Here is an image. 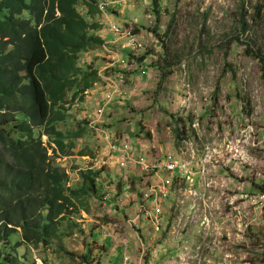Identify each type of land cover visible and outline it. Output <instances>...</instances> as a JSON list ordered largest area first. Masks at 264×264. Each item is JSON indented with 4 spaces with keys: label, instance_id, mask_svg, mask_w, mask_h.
Wrapping results in <instances>:
<instances>
[{
    "label": "rangeland",
    "instance_id": "rangeland-1",
    "mask_svg": "<svg viewBox=\"0 0 264 264\" xmlns=\"http://www.w3.org/2000/svg\"><path fill=\"white\" fill-rule=\"evenodd\" d=\"M119 1L122 2V11L118 14L113 12V9L119 6L118 4L110 7L105 19V25H107L99 33L101 36L103 34L107 40H114L116 37L119 40L115 44L110 43L113 47L109 48V52L102 49L95 55L87 54L82 58L81 63L84 65L92 62L96 68H105L110 63L118 62L120 59L118 57L121 56H115L124 52V59L129 63L128 67L133 66V73H136L135 70L139 68L138 75L144 81L149 79L142 77V64L137 59L130 60L131 52L135 53L137 58L155 57V66H167V58L180 60L181 63L175 65L174 73L167 77H163L160 68H150L155 72L153 89L137 94L134 89L138 82L131 81V77L125 74L126 71L123 72L125 82L119 87L123 94L117 95L115 100L107 104L104 113H100L99 108L106 104L104 98L109 91L106 86H96L97 91L88 92L85 102L74 104L71 113L76 120H70L73 127H77V119H87L89 123L93 120L106 127L104 123H109V116L112 114L116 116L115 124L109 125L108 128H115L114 132L117 134L119 132L124 133L125 136L128 134L130 150L134 152L133 143L137 135L142 132L141 120L145 118L144 113L138 111L149 110L151 116L146 121V125L156 124V128H160L161 123L157 117L168 116L167 119L173 128L174 117H178L181 114L180 111H183L179 109L181 107L185 108L181 115L186 113L193 119L198 118L197 115L205 116L204 112L209 108L206 100L208 97L212 106L215 105V109L216 105L219 111L223 107V118L228 121L226 129L230 125L232 130L234 118L237 116L241 117L244 123L248 122V118L240 111V105H243L247 115H252L250 121L255 127L264 129V72L262 63L251 57L247 49L252 47L256 51L262 49L264 52V19L257 18L256 12V7L264 0H159L162 9L160 23L155 13L157 8L154 6V0ZM243 13L247 14L250 26L246 32L242 25ZM110 21L129 30L137 27L143 30L139 35H135L136 49L128 47L130 38L104 32L109 30L107 26ZM157 27H159V35L154 32ZM123 41L127 44H123ZM108 70L110 69H103L106 74ZM93 91L95 92L92 93ZM129 94H131L130 97ZM181 95L183 98L180 97ZM182 101L186 102L185 106L180 105ZM226 104H229V112L225 110ZM113 107H116L117 111H108ZM161 111L167 113V116ZM159 112L161 116L157 115ZM204 116L201 119H204ZM142 124L145 126L144 123ZM200 125L202 126V123ZM203 125L207 130L209 129L208 123L203 122ZM192 127L191 125L187 129V139L195 138V132L190 131ZM88 130L85 137L79 139L73 155L57 157L55 162L69 174V184L72 185L80 181V169L89 167L102 169L99 184L100 194L104 198L101 201H92L88 212L81 211L74 216L79 224L73 229V234L62 237V240H55L50 247L39 246L36 250L32 246H22L19 251L26 254L28 264H88L81 259L84 253H90L91 264L106 263V260H111L112 263L115 259L105 255L107 249H104L103 245L110 248L114 242L118 247L120 245L118 231L124 234L131 230L127 229L122 221L126 213L119 214V211L113 212L112 208L104 206L105 195L111 188L114 187L111 189L113 191L121 190L123 175L119 173L121 170L117 164L119 159L112 157L115 153L111 148H107L108 142L100 136L97 129L89 124ZM261 133L264 134V130ZM225 135L226 140L228 134ZM196 136L199 139V134ZM114 139L117 143L119 142L116 134ZM45 140H48L47 136ZM199 142L202 145L203 140L199 139ZM255 149L252 155L264 159V151L257 147ZM81 151L89 154L81 155ZM118 153L114 157H119ZM245 169L247 175L250 176L251 173V180L254 181L255 168ZM213 173L233 175L224 166L217 167ZM182 204L183 202H180L181 206ZM192 220L195 222L194 225L187 224L183 228H178L180 238L183 232L186 240L191 237V243L194 245V247L190 246L192 255L201 256L194 262L191 259L190 264H197L199 261L201 264L215 262L219 256H222L219 250L232 254L233 262L246 253V264H263L264 211L262 227L258 230L252 227L243 231L234 229L229 241L218 243L216 250L213 249L212 242L215 237H218L220 241L221 235L214 232L211 234L209 228H204L200 222L197 223L194 217ZM174 226L175 218L170 217L169 225L163 228L162 235L155 239L150 249L159 248V239L168 237ZM70 231L72 230L68 228L67 233ZM140 234L144 239L142 230ZM112 237L115 238L112 239Z\"/></svg>",
    "mask_w": 264,
    "mask_h": 264
},
{
    "label": "trees",
    "instance_id": "trees-1",
    "mask_svg": "<svg viewBox=\"0 0 264 264\" xmlns=\"http://www.w3.org/2000/svg\"><path fill=\"white\" fill-rule=\"evenodd\" d=\"M153 3L160 23L159 0ZM256 12L264 19V2ZM106 16L99 0H0V264H28L19 251L22 246L50 247L73 234L79 224L74 216L104 198L102 169H80V181L72 185L55 159L73 155L79 139L89 132L87 119H77V127L72 126L74 104L85 102L96 86L107 85L92 62L81 63L86 54L105 48L99 33ZM242 25L245 32L250 27L246 13ZM130 29L132 35L143 31ZM247 49L264 72L263 50ZM129 58L142 64L141 74L160 68L163 77L181 63L167 58V66H155L156 59L137 58L133 52ZM174 119L172 132L181 140L195 118L180 114ZM89 255H81L84 263L91 264ZM262 257L263 263L264 253Z\"/></svg>",
    "mask_w": 264,
    "mask_h": 264
},
{
    "label": "built area",
    "instance_id": "built-area-1",
    "mask_svg": "<svg viewBox=\"0 0 264 264\" xmlns=\"http://www.w3.org/2000/svg\"><path fill=\"white\" fill-rule=\"evenodd\" d=\"M121 3L122 2L119 0H99V7H101L107 15L110 7L114 4L121 5ZM109 28L116 36L130 38V47H132V49L137 48L135 35H132L129 29L123 28L113 21H110ZM125 34L126 36H124ZM154 58L155 57H151V60ZM151 60H149V62H151ZM119 65L127 68L129 63L126 60L118 59V62H114V65L109 68ZM104 78L105 81H107L106 77ZM124 80V75H121L119 83L114 82L115 80L108 81L106 87L109 92L104 98L106 104H103L104 106L99 108L100 113H104L107 104L115 100L117 95L123 94L119 87ZM240 111L248 118V122L244 123V120L237 116V118H234L232 130L230 125H228V129L224 132H222L219 127H216L208 133L206 127H204L203 124L202 126L200 125V120L195 119L192 123V130L195 132V138L196 134H199L200 138H198L203 140L202 145L199 144L197 150L193 151L192 155H187L189 156L187 158H176L171 154L169 155V159L157 161H150L144 155L136 156L134 152L130 150V140L126 136L121 135L120 145L116 146L112 138L115 134H119L110 131V129L98 127V123L91 120V125L97 127L98 131L102 133L101 135L109 142L111 149L120 153V158L117 162L120 169H126L129 165H138L140 167V176L143 181L142 196L145 199L151 200L152 205V207L149 208L142 203L135 213L126 215L122 218L124 226L136 232L140 244V254L136 257L131 255L129 241L123 238V234L119 233L117 230L120 241L118 247L122 248L121 258L118 264H152L151 262L157 260L153 258V255L155 257V253L160 252L159 248L150 249V247L155 241L158 232L166 225L164 223L163 213L160 212V207L162 201L169 199L171 196L172 188L175 183L173 178L175 172L179 173L182 179L186 177L189 181L194 174L198 173L202 181L205 179L207 189L212 188L213 185L220 186L218 190V206L213 204V197L210 195L207 196V192L204 193L206 201L200 202L198 198L201 197V195L196 193L194 191L195 189L191 191V197H193L191 209L195 221L197 223L200 222L204 228L207 227L209 230H214L215 234L221 235L220 241L218 237H215L214 243L212 242L215 244H212L213 249L216 250V245L218 243L229 241L234 229L243 231L244 229L252 227L258 230L262 227L264 211V187L262 188L264 185V183H262L264 180V159L262 157L253 156L252 152L256 150L255 147L264 151V134L261 133L264 129L255 127L254 123L250 121V116L252 115H247L246 112H244L243 105H240ZM225 134H228L226 140ZM199 139L197 141L198 143H200ZM179 143L191 145L192 140L187 139L186 136L179 140ZM220 166H224L232 172L233 175H231V177L235 180L233 186L227 181L218 182L214 180L216 174L213 172ZM247 167L250 169H252V167L255 168L254 181L251 180V173L249 176L245 172V168ZM152 171L155 173L158 171H167L169 175L156 181L160 177H152ZM177 181L181 182L180 179H177ZM129 196L130 193L128 192H122L121 194L115 190L114 193L108 192L105 195V199L108 201L119 198L118 201L123 202V197ZM204 208H206L205 213ZM201 210L202 213L199 214ZM175 221L176 224L172 231V235L174 239L178 240L180 239L178 228L181 226V218L177 217ZM215 223H218V227ZM223 225H228L230 228L222 231L221 227ZM115 226L118 227L116 224ZM144 227H151L153 231L152 234L148 236L147 241L144 240L140 234L141 228ZM219 253H221L222 256H220L217 261L209 264H246V253L237 258L236 262H233L232 254L220 250ZM176 256L180 259V263L176 264H190L191 259L197 260V258H201V256L192 255V250L187 243H183L181 251H179ZM197 264H201V261Z\"/></svg>",
    "mask_w": 264,
    "mask_h": 264
},
{
    "label": "crops",
    "instance_id": "crops-1",
    "mask_svg": "<svg viewBox=\"0 0 264 264\" xmlns=\"http://www.w3.org/2000/svg\"><path fill=\"white\" fill-rule=\"evenodd\" d=\"M120 11H122L121 5L117 6L115 9H113V12L115 14L120 13ZM107 27L109 28V24ZM104 32L112 33L110 28L108 31H104ZM104 32H102V33H104ZM102 37L106 40V46L104 49H106V51H108V52L110 51L109 48L113 47V46H111L110 43L115 44L119 40V39L118 40L116 39L117 37L114 40H107L103 36V34H102ZM122 43L125 45L127 44L126 41H123ZM128 47H130V45ZM99 51H101V50H99ZM127 51H129V50H127ZM97 53H98V51H97ZM88 54H94L95 55L96 52L88 53ZM119 55L121 57H118V58L126 60V59H124V52L118 53L115 57H117ZM110 57H109V59H110ZM112 65H114V63L108 64L105 68H101L100 71H103V69H108ZM109 69H110V71L107 74L104 73V71L102 73L103 76L106 77L107 83L109 80H115L114 82L119 83L121 80V75H124L123 72L126 71L128 73L125 72V74L127 75V77H131V81L134 82V80H136L138 82V85H136V87L134 89L136 91V94L143 92V91H148V90L153 89V85L155 83V72H153L152 70H149L146 75L142 74V77H144V78L148 77V79H149L147 81H144L142 78H140V76L137 73L132 72L133 66L125 68L124 66L119 65V66H114L113 68H109ZM99 88L103 89V87H99ZM95 91H97V90H95ZM95 91H93L92 93H94ZM130 96H131V94H129V97ZM180 97L183 98L182 95ZM206 100L209 103V105H208L209 108H207L206 111L204 112L205 116L204 115H197L198 118H195V119H199L202 124H203V122L209 124L208 133H210L216 127H219L221 129V131L224 132L226 130V124L228 123V121H227V119L223 118V113H224L223 107H222V110L219 111V109H217L218 105H216V109H215V107H214L215 105L212 106V103H210L211 100L208 99V97L206 98ZM222 104H223V102L221 103V105ZM180 105L185 106L186 102L182 101V102H180ZM179 109L183 110V111H180L181 114L185 111L184 107H181ZM225 110L227 112L230 111L229 104L225 105ZM108 111L114 112V111H117V108L113 107V108H110ZM138 112L144 113L145 118H143L144 120H142V123H144L146 128L140 134L137 135L136 141H135V143H133V149L132 150H134V154L136 156L144 155L150 161H157V160L169 159V155H171V154L174 155L176 158H187V157H189L187 155H192V152L197 150V147L200 144L197 142L198 141L197 136L194 139H190V140H192L191 145L190 144L187 145L185 143L184 144L179 143V139L173 135L172 126L170 124V121L167 119V117H168L167 113H164L163 111H161L167 117H157L161 123V127L156 128V124L154 126L145 124L146 121H148L150 119V116H151L148 109H146L144 111H138ZM185 114H183V115H185ZM157 115L161 116V113L159 112ZM202 116H204L206 119L205 118H204L205 120L201 119ZM115 119H116V116L110 114V116H109L110 121H108L109 123H104V125H106V127L108 128L109 125L115 124L114 123ZM167 122L169 123L168 125H167ZM180 124H182V123H180ZM98 125H103V124L98 123ZM109 129H112V128H109ZM114 129H112L111 131L114 132ZM147 133H150V134L147 135ZM198 133H199V131H198ZM121 135L125 136L124 133L119 132V135H117V137H119L118 143H117V140L114 139V136L112 138L113 141H115L116 146L120 145ZM126 137H128V134L126 135ZM107 148H111V147L108 145ZM111 150L115 154L118 153L114 149H111ZM115 154H113L112 157L119 159L120 153H118L119 157H114ZM115 162H117V160H115ZM119 173H120V175L121 174L123 175L121 177V181L123 183L121 184V190L120 191L117 190V192L122 194V192L125 191V192L130 193V196L129 197H123V199H124L123 202L118 201L119 198H115V200H112V199L108 200L107 202H105V206L109 209L112 208L113 212L119 211V214L120 213H126V215H131V214L135 213V211L138 210V208L140 207V205L142 203L145 204L146 207L151 208L152 205H151L150 200L145 199L142 196L143 195V181H142V177L140 176L141 175L140 167L138 165H129L126 169H123V170L121 169ZM168 175H169V172H167V171H158L157 173L152 171V177H155V176L160 177L156 181H159L162 177H165ZM225 175H227V174H218L217 173L214 177V180H216L218 182L227 181L231 184V186H233V184L235 183V180L233 179V177H231V175H228V176H225ZM173 178H174L175 183H174V186L172 188L171 196L169 199L163 200L161 203V207H160V212L163 213L164 223L166 225L167 224L169 225L170 217H173L175 219L177 217L181 218L183 225H181L180 228L181 227L183 228V226H186L187 224H191V225L195 224V222H193V220H192L193 211L191 209V205H192L191 202L193 199V197H191V191H193L194 189H195L194 191L196 193L201 195V197L198 198V200L200 202L206 201L204 193L207 192V196L210 195L211 197H213V204L215 206L219 205V200H218V190L220 188L219 185H213L212 188L207 189V187L205 185V179L202 181V178L200 177V175L198 173L194 174L191 177L190 181L187 180L186 177L182 179L179 176V173H177V172H175L173 174ZM126 179H128V180H126ZM177 179H180L181 182L177 181ZM111 189H114V187ZM111 189L109 192L114 193V191H112ZM180 202H183L182 206L180 205ZM205 212H206V208H204V213ZM201 213H202V210L200 211L199 214H201ZM190 218H191V220H190ZM175 224H176V221H175ZM215 225L218 227V223H215ZM229 228H230V226H228V225H223L221 227L222 231H224L225 229H229ZM141 230H142V234L145 236L144 239L147 241L148 236L151 235L153 232L151 227L150 228L144 227V228H141ZM162 230L160 232H158L157 237L162 235V232H163ZM210 231L212 232V234H213V232L215 233V231L212 229ZM122 237L126 238L129 241L131 255L133 257L138 256L140 254V244H139L136 232H134L132 230H128L127 232H125L123 234ZM114 238L115 237H112V239H114ZM158 242H159L158 246H159L160 252H156L155 257L153 255V258H156L157 260L154 262H151L152 264H176V263H180V259L178 256H176V254L179 252V250L181 251L183 243H187V245L189 247L190 246L194 247V245L191 243V237H189L186 240L184 232L181 234V238L176 240V239H174V237H172V231H171L168 237H166L164 239L160 238ZM213 243H214V240H213ZM121 244H122V242H121ZM213 245H215V244H213ZM106 249H107V254H105V255L112 257L113 259H115V261H112V263H111V260H106V263L102 262V264H118V262L121 258L122 248L117 247V245L114 244V242H113V245L110 248L106 247ZM210 255H213V254H210ZM114 256H115V258H114ZM116 260H118L117 263H116ZM192 261L194 262L195 260L192 259Z\"/></svg>",
    "mask_w": 264,
    "mask_h": 264
},
{
    "label": "bare ground",
    "instance_id": "bare-ground-1",
    "mask_svg": "<svg viewBox=\"0 0 264 264\" xmlns=\"http://www.w3.org/2000/svg\"><path fill=\"white\" fill-rule=\"evenodd\" d=\"M125 192V191H124ZM194 255V254H193Z\"/></svg>",
    "mask_w": 264,
    "mask_h": 264
}]
</instances>
